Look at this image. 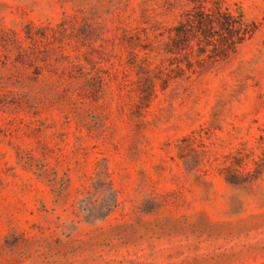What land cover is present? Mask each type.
I'll use <instances>...</instances> for the list:
<instances>
[{
	"label": "rangeland",
	"instance_id": "rangeland-1",
	"mask_svg": "<svg viewBox=\"0 0 264 264\" xmlns=\"http://www.w3.org/2000/svg\"><path fill=\"white\" fill-rule=\"evenodd\" d=\"M0 264H264V0H0Z\"/></svg>",
	"mask_w": 264,
	"mask_h": 264
}]
</instances>
